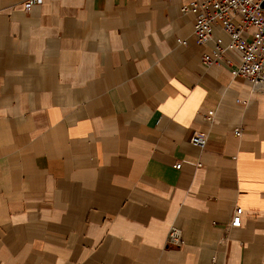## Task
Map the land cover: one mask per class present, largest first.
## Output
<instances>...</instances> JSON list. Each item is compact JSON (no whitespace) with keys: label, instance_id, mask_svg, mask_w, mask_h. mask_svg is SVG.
Masks as SVG:
<instances>
[{"label":"crops","instance_id":"crops-1","mask_svg":"<svg viewBox=\"0 0 264 264\" xmlns=\"http://www.w3.org/2000/svg\"><path fill=\"white\" fill-rule=\"evenodd\" d=\"M189 2L0 0V264H264V90Z\"/></svg>","mask_w":264,"mask_h":264},{"label":"built area","instance_id":"built-area-1","mask_svg":"<svg viewBox=\"0 0 264 264\" xmlns=\"http://www.w3.org/2000/svg\"><path fill=\"white\" fill-rule=\"evenodd\" d=\"M42 3L43 0H25L24 7L29 9ZM182 11L195 14L194 35L197 44L205 46L214 41V47L203 53L205 65L219 62L233 64L231 73L234 77H244L255 89L264 90V0H190ZM218 22L222 23L230 38L227 44L222 38L214 36V25ZM180 42L188 43L187 40ZM231 53L237 55V62L231 61ZM213 115L214 111H209L207 117L213 119ZM241 133V129L235 130L236 135L240 136ZM207 140L208 136L199 132H195L191 138V142L202 149ZM181 166V161L175 164L178 169ZM242 212L241 207L236 208L232 226L242 225ZM168 242L173 245L184 243L179 228L172 227Z\"/></svg>","mask_w":264,"mask_h":264},{"label":"rangeland","instance_id":"rangeland-1","mask_svg":"<svg viewBox=\"0 0 264 264\" xmlns=\"http://www.w3.org/2000/svg\"><path fill=\"white\" fill-rule=\"evenodd\" d=\"M246 34V33H245ZM246 36V35H245Z\"/></svg>","mask_w":264,"mask_h":264}]
</instances>
